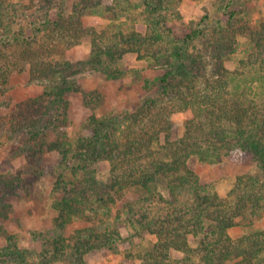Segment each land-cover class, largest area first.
<instances>
[{
	"label": "rangeland",
	"instance_id": "374dc122",
	"mask_svg": "<svg viewBox=\"0 0 264 264\" xmlns=\"http://www.w3.org/2000/svg\"><path fill=\"white\" fill-rule=\"evenodd\" d=\"M140 2L0 0L1 9L15 15L10 38L7 43H0V66L6 71V79L0 84V264H142L141 255L157 241V235L141 228L139 220L154 222L153 230H156L164 224L166 214L180 206L184 208V202L189 200L186 194L174 196L169 193L166 182L161 181L157 189L159 196L152 200L143 197V189L129 187L118 191L119 195L115 194L116 204L109 207L106 202L110 213L103 212L105 209L96 214L63 212L65 198L74 195L71 182L76 184L79 178H84L86 171L93 173L98 185H102L101 191L114 195L110 190V161L81 162L79 170L85 168V171L76 169L77 178L72 175V167L78 161L73 157L67 163L61 151L53 149L51 143L63 141L67 148L73 149L78 138L90 135L88 120L91 114L135 112L147 96L157 92V86L146 87L145 80L151 83L166 69L151 65L152 58L144 49L133 50L139 47L129 36L134 30L145 33L150 17ZM225 5H228L227 10H239L238 19L242 22L250 25L264 22V0H180L166 25L176 36H183L199 24L211 26L224 18L222 7ZM60 12L64 20L72 13L82 12L80 20L86 28H79L73 38L66 33L68 39H62L63 34L45 26L34 32L33 28L39 27L46 16L56 19ZM0 17L1 33L7 20ZM17 33L20 34L15 36ZM21 35L27 37L26 41ZM239 40L241 45L232 54L233 58L228 62L230 67L247 53L245 38ZM97 46L103 48L100 61L93 59ZM24 49L27 52L23 53ZM32 50H37L43 60L56 63L68 60L76 70L67 73L75 90L64 94L65 104L55 101L50 105L53 96L36 100L52 79L42 78L32 71L28 57ZM158 105L161 108L160 101ZM168 116L170 123L161 134V142L166 135L169 139L180 138L192 112L189 109L172 111ZM39 118V137L32 140L28 129L30 120ZM148 119L144 118L140 125L148 124ZM140 125L136 124L135 128L140 129ZM42 139L44 143L37 145ZM34 150H37L35 159L31 157ZM74 151L75 148L72 153ZM188 164L203 186L221 197L229 194L238 175L256 174L264 183V168L257 160L238 163L226 156L217 161L191 156ZM3 176L14 180L11 189H4ZM61 180L65 183L58 184ZM261 195L260 205L237 215L236 224L228 232L234 239L254 238L256 233H262L255 235L262 252L252 261L234 254L221 264H264V187ZM148 197L152 198V195ZM126 203L132 206V211H127ZM112 227L120 231L116 243L76 251L73 244L77 235L90 229L107 231ZM203 233L197 238L190 236L193 253L189 258L186 252L172 251L164 264L198 262ZM58 239L65 242L60 249L55 248L56 244L62 243ZM238 244V249L250 246L249 241ZM16 248L23 251L22 258Z\"/></svg>",
	"mask_w": 264,
	"mask_h": 264
},
{
	"label": "trees",
	"instance_id": "16d2710c",
	"mask_svg": "<svg viewBox=\"0 0 264 264\" xmlns=\"http://www.w3.org/2000/svg\"><path fill=\"white\" fill-rule=\"evenodd\" d=\"M140 1L150 17L147 18L145 33L134 30L129 36L132 43L139 47L133 50L144 49L152 58L151 65L166 69L151 83L145 80V86H157V92L147 96L135 112L124 115L91 114L88 120L90 135L76 140L73 153L74 148H67L63 141L51 143L53 149L61 151L67 163L73 157L78 161L72 167L74 177H77L76 169L81 170V162L110 161V190L114 195L101 191V184L98 185L93 173L86 171L84 178H79L76 184L71 182L74 195L65 198V207L61 211H77L82 215L87 212L96 214L105 209L103 212L110 213L106 202L109 207L116 204L115 194L119 195L118 191L129 187L143 189V197L152 200L159 196L157 189L164 181L169 193L174 196L186 194L189 200L184 202V208L180 206L166 214L164 224L156 230H153L154 222L139 220L141 228L157 235V241L141 255L142 264H164V259L172 251L186 252L189 258L193 253L190 236L197 238L202 232L199 261L192 264H221L234 254L252 261L262 252L263 248L255 237L262 233H256L254 238L234 239L228 229L236 224L237 215L260 205L259 198L264 187L260 176L251 173L238 175L229 194L221 197L216 191L203 186L188 164V158L195 156L217 161L226 156L238 163L257 160L264 168V22L258 25L242 22L238 19L239 10H227L228 5H225L222 7L224 18L211 26L199 24L179 37L166 25V21L175 14L174 9L180 0ZM61 12L56 19L46 16L39 27L33 28L34 32L45 26L63 34L62 39H68L66 33L73 38L79 28H86L80 20L82 12L72 13L68 20L60 16ZM0 15L7 20L0 33V43L5 44L10 38L15 15L1 7ZM21 36L26 41L27 37ZM242 38L246 40L247 53L230 67L228 62L240 47L239 39ZM102 50L101 46L95 47V61H100ZM25 52L26 49L23 50ZM28 57L32 71L42 78L52 79L36 100L53 96L50 105L55 101L65 104L64 94L75 90L67 78L68 72L76 71L71 62L43 60L37 50L28 53ZM5 79L6 71L0 66V84ZM187 109L191 110L192 116L186 121L182 136L174 140L166 135L161 142V134L170 123L168 114ZM144 118H149L148 124L140 125ZM40 119L30 120L28 129L32 140L39 137ZM136 124L141 128L136 129ZM42 143L43 139L37 145ZM36 152L34 150L31 155L34 159ZM1 179L4 189L14 186L12 178L4 179L3 176ZM61 183L65 181H58V184ZM126 205L127 211H132V206L129 203ZM75 239L73 245L76 251L84 252L116 243L120 239V231L116 227L107 231L90 229ZM58 240L62 243L56 244V249L65 245L62 239ZM242 241H249V248L238 249V243ZM16 250L22 258L23 251Z\"/></svg>",
	"mask_w": 264,
	"mask_h": 264
}]
</instances>
